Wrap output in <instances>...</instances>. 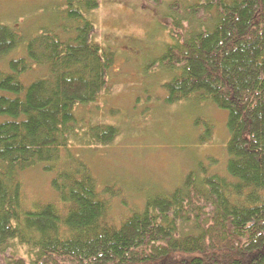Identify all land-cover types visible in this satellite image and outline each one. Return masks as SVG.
Here are the masks:
<instances>
[{
  "label": "trees",
  "instance_id": "16d2710c",
  "mask_svg": "<svg viewBox=\"0 0 264 264\" xmlns=\"http://www.w3.org/2000/svg\"><path fill=\"white\" fill-rule=\"evenodd\" d=\"M66 3L62 24L0 67L4 264H264V0L181 1L177 15L166 14L172 42L152 65L173 73L165 102L196 98L228 112V175L191 170L118 224L107 219L104 188L72 151L74 143L109 144L119 132L78 118L106 86L116 52L94 38L90 14L100 0ZM23 41L0 23V62ZM36 66L45 75L27 82ZM41 164L58 198L29 210L21 173Z\"/></svg>",
  "mask_w": 264,
  "mask_h": 264
},
{
  "label": "rangeland",
  "instance_id": "374dc122",
  "mask_svg": "<svg viewBox=\"0 0 264 264\" xmlns=\"http://www.w3.org/2000/svg\"><path fill=\"white\" fill-rule=\"evenodd\" d=\"M163 1L157 6L152 0H100L90 14L96 24L95 41L112 48L116 57L99 98L80 107L78 118L86 126L115 125L119 132L109 144L74 143L72 151L87 162L104 188L110 206L107 219L116 224L143 208L149 194L180 186L191 170L203 166L209 174L228 175V112L196 98L165 102L164 85L173 73L161 64L152 65L172 42L164 28L169 25L166 14L177 15L181 1L194 0ZM66 7V0H0V23L14 26L24 39L4 56L0 67L7 68L9 59L23 57L28 39L62 24ZM57 32L62 39L70 36L63 29ZM45 72L36 66L25 73V80ZM21 175L26 209L58 198L50 184L53 173H47L42 164ZM7 255L0 256V264Z\"/></svg>",
  "mask_w": 264,
  "mask_h": 264
}]
</instances>
